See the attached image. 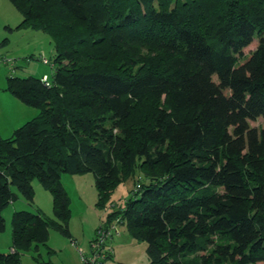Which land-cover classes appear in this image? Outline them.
<instances>
[{
	"label": "trees",
	"instance_id": "obj_1",
	"mask_svg": "<svg viewBox=\"0 0 264 264\" xmlns=\"http://www.w3.org/2000/svg\"><path fill=\"white\" fill-rule=\"evenodd\" d=\"M9 1L58 66L8 80L39 115L0 139V234L12 185L31 202L35 181L50 190L60 223L15 212L0 264L51 229L71 238L61 179L85 174L103 209L133 180L105 223L147 244L149 264H264V126L251 125L264 119V0Z\"/></svg>",
	"mask_w": 264,
	"mask_h": 264
},
{
	"label": "rangeland",
	"instance_id": "obj_2",
	"mask_svg": "<svg viewBox=\"0 0 264 264\" xmlns=\"http://www.w3.org/2000/svg\"><path fill=\"white\" fill-rule=\"evenodd\" d=\"M24 15L9 0H0V139H8L15 129L20 128L39 115V110L20 103L8 91L11 77L36 76L41 78L43 71L52 77L58 64L57 52L50 36L29 27H20ZM259 41L244 50L247 55L257 49ZM44 59L49 61L45 65ZM5 61H10L6 63ZM219 84L217 77L213 78ZM17 102L16 110L10 105ZM16 123V124H15ZM253 127L264 126V119L252 122ZM10 136V137H9ZM61 184L70 199V219L68 230L71 238L56 229H51L45 244H39L29 251L20 252V264H84L82 255L92 256L91 244L98 238L99 231L105 229L107 215L122 207L131 197L135 188L133 180L121 184L112 196L110 205L99 206L98 191L92 174L63 175ZM34 200L28 201L12 185L14 203L3 210L6 229L0 234V253H11L13 244V215L15 212H30L41 215L48 221L60 223L54 210V196L38 181L33 183ZM118 233H112L107 239L106 248H111L113 256L100 259L101 264H149L146 253L147 244L136 242L125 226L117 225ZM186 258H184L185 260ZM188 260H185L187 262Z\"/></svg>",
	"mask_w": 264,
	"mask_h": 264
},
{
	"label": "built area",
	"instance_id": "obj_3",
	"mask_svg": "<svg viewBox=\"0 0 264 264\" xmlns=\"http://www.w3.org/2000/svg\"><path fill=\"white\" fill-rule=\"evenodd\" d=\"M6 63H9L10 61H5ZM2 63V60H0V64ZM44 63H47V60L44 59ZM43 82H45L46 85H49L48 77L45 76L43 78ZM117 225H120L119 221L117 220L114 222L111 226L105 227V229H101L98 234V238L95 239V241L91 244L92 250V256L86 257L82 255V261L84 264H101L100 259L103 257L108 258L110 256H113L114 251L111 248H106L107 239L111 237L112 233H118V227Z\"/></svg>",
	"mask_w": 264,
	"mask_h": 264
},
{
	"label": "crops",
	"instance_id": "obj_4",
	"mask_svg": "<svg viewBox=\"0 0 264 264\" xmlns=\"http://www.w3.org/2000/svg\"><path fill=\"white\" fill-rule=\"evenodd\" d=\"M44 63V62H43ZM45 65H48V64H45ZM43 74H45L46 75V72L45 71H43ZM44 76V75H43ZM14 99H16V98H14ZM17 100V99H16ZM17 101H19V100H17ZM20 102V101H19ZM21 103V102H20ZM10 105L16 110V108H18V104H17V102H15V100H11V102H10ZM16 124V123H15ZM16 130V129H15ZM13 134V133H12ZM12 134L10 135V136H12ZM9 136V137H10ZM1 138V137H0Z\"/></svg>",
	"mask_w": 264,
	"mask_h": 264
}]
</instances>
